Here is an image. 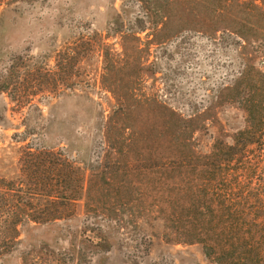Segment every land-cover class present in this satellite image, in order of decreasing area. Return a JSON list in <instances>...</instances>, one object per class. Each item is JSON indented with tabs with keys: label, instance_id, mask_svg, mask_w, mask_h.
I'll use <instances>...</instances> for the list:
<instances>
[{
	"label": "rangeland",
	"instance_id": "rangeland-1",
	"mask_svg": "<svg viewBox=\"0 0 264 264\" xmlns=\"http://www.w3.org/2000/svg\"><path fill=\"white\" fill-rule=\"evenodd\" d=\"M2 1L0 84L4 81L6 87H0V201L6 200L3 210L8 211L14 204L4 187L24 180L22 161L34 159L30 153L36 149L50 153V159L68 164L75 181L73 197L79 196L78 193L85 195L91 183L95 185L92 190L99 192L103 201L113 199L115 191L110 190L102 176H126L137 181L147 178L155 169L154 164L165 167L170 157L162 147L155 152L143 138L148 135L147 128L121 127L116 124L118 116L112 121L116 103L113 95L100 85V52L84 53L72 75H63L65 78L56 87L50 76L58 61L73 55L70 47L79 36L97 33L112 53L121 54L120 35L108 36L107 27L117 15L124 27H130L129 22L136 17H145L141 15L139 2ZM153 33L149 29L137 33L140 47H146L145 42L155 37ZM244 60V51L227 31L185 29L162 44H151L143 50L142 63L148 70L136 80L132 93L137 100L155 104L158 109L170 107L186 122L201 118L197 125L193 122L191 132L179 134L189 140L187 143L194 152L184 159H213L205 155L218 153V143L243 125L242 110L227 104L224 91L227 83L240 73ZM12 63L15 72L9 78ZM33 74H42L43 80L36 82ZM44 79L47 82L37 85ZM8 91L20 101L10 100ZM137 120L141 121V117ZM26 126L35 133L25 141H16L12 135L24 132ZM247 150L248 157L237 165L239 173L232 176L229 172L227 177L233 178L226 180L231 182L235 178L239 185L232 183L233 191L237 187L243 195L254 194L249 206L264 209V139ZM247 166L252 173L245 174ZM139 188L138 191L145 189L144 185ZM39 193L31 196L36 208L46 205ZM140 193L137 192L138 196ZM86 202L85 198L70 200L63 207L71 212L65 219L52 223L30 221L11 252L0 258V264H62L64 258L69 259V264H209L200 245L167 243L161 219H150L140 200L136 201L138 205L132 203L134 211L146 216L137 218L132 229L119 223L114 214L109 216L108 206L112 210L113 204L98 207L90 202L95 208L92 209ZM127 210L130 212V208ZM5 216L6 213L0 217V222H4ZM1 228L0 224V240L6 236ZM141 231L150 235L151 246L146 255L135 259L132 251L136 240L131 235ZM73 248L86 252L81 263L70 259ZM58 251L64 254L61 256Z\"/></svg>",
	"mask_w": 264,
	"mask_h": 264
},
{
	"label": "trees",
	"instance_id": "trees-1",
	"mask_svg": "<svg viewBox=\"0 0 264 264\" xmlns=\"http://www.w3.org/2000/svg\"><path fill=\"white\" fill-rule=\"evenodd\" d=\"M136 1L141 6V15L145 17H136L129 22L130 27H124L117 15L107 27L108 36L120 35L121 54L112 53L97 33L79 36L70 47L73 55L57 62L56 70L50 74L51 82L56 87L61 78H65L63 75L71 76L87 51L100 52V85L113 95L116 103L112 121L114 116H118L116 124L121 127L134 130L147 128L149 132L145 133L148 135L143 138L155 152L162 147L170 157L169 161L162 168L154 164L155 169L148 177L137 181L126 176L109 179L102 176L111 186L110 190L115 191L113 199L103 201L99 197L101 194L92 190L95 185L91 183L85 195L78 193L79 196L73 197L75 195L72 194H76L72 192L75 181L68 164L50 159V153L36 149L30 153L34 159L22 161L24 180L4 187L10 192L8 198L14 204L4 211L6 200L0 201V217L6 213L4 222H0L1 233L6 235L0 240V258L11 252L16 239L29 228L30 221L52 223L65 219L71 212L64 209V205L70 200L85 198V205L92 209L95 208L90 202L98 207L113 204L112 210L108 206L109 216L114 214L113 218L128 229L135 227L137 218L146 216L134 211L132 203L138 205L136 201L140 200L147 207L150 219H161L167 243L200 245L209 264H264V209L249 206L250 197L254 194L243 195L237 187L233 191V184L239 185L235 178L231 182L226 180L229 172L232 176L239 173L237 165L248 157V147L264 139V0ZM2 3L1 0L0 5ZM148 29L154 32L155 37L145 42L147 49L149 45H160L185 29L208 33L221 29L227 31V35H231L233 42L244 51V65L240 73L227 83V91H224L227 92V104L242 110L243 125L233 129L232 135L218 143V153L205 155V158L213 159H184L194 152L187 143L189 140L180 138L179 134L186 130L191 132L193 122L197 125L201 118L186 122L170 107L158 109L155 104L139 101L133 96L136 80L148 70L142 63L145 48L140 47L137 33ZM14 72L12 63L7 73L9 78ZM32 76L36 82L37 79L43 80L42 74ZM45 82L46 79L37 85ZM3 84L4 81L0 87L6 88ZM8 95L10 100L20 101L10 91ZM138 117L141 121L137 120ZM34 133V129L26 126L24 132L12 136L16 141H25ZM249 173L252 169L247 166L245 174ZM143 185L145 189L138 191ZM36 191L46 202L42 208H36L31 203V196L37 194ZM137 192H141L139 196ZM42 201L38 199L39 203ZM142 232L131 235L136 240L132 251L135 259L146 255L151 246L150 235ZM59 254L62 256L64 253ZM85 255L83 248H73L70 259L81 263ZM61 262L69 264V259L64 258Z\"/></svg>",
	"mask_w": 264,
	"mask_h": 264
}]
</instances>
